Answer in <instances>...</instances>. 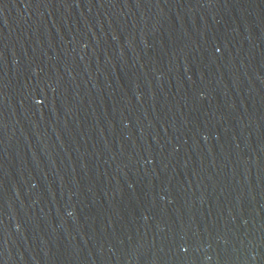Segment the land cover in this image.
Returning <instances> with one entry per match:
<instances>
[{
    "label": "water",
    "instance_id": "95a60500",
    "mask_svg": "<svg viewBox=\"0 0 264 264\" xmlns=\"http://www.w3.org/2000/svg\"><path fill=\"white\" fill-rule=\"evenodd\" d=\"M0 264H264V0H0Z\"/></svg>",
    "mask_w": 264,
    "mask_h": 264
}]
</instances>
